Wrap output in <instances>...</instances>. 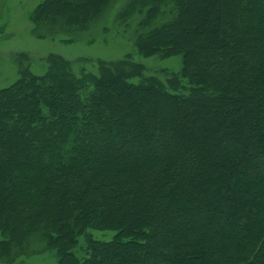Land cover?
Instances as JSON below:
<instances>
[{
  "label": "trees",
  "instance_id": "1",
  "mask_svg": "<svg viewBox=\"0 0 264 264\" xmlns=\"http://www.w3.org/2000/svg\"><path fill=\"white\" fill-rule=\"evenodd\" d=\"M108 2L30 18L82 31ZM133 15L137 53L180 56L178 74L125 59L76 75L52 55L0 88L1 259L38 234L56 264H264V0H128Z\"/></svg>",
  "mask_w": 264,
  "mask_h": 264
},
{
  "label": "rangeland",
  "instance_id": "2",
  "mask_svg": "<svg viewBox=\"0 0 264 264\" xmlns=\"http://www.w3.org/2000/svg\"><path fill=\"white\" fill-rule=\"evenodd\" d=\"M43 0H0V88L18 78L20 67L42 75L48 57L60 56L70 63L71 71L97 73L98 62L129 60L142 66V75L165 82L181 69L180 56L143 57L134 46L140 15H133L121 23L118 14L128 0H109L103 11L91 20L85 30H65L60 25L35 26L31 13ZM137 79H135L136 81ZM86 233L100 241L110 240L114 233L94 231ZM1 238V237H0ZM78 240L83 242V236ZM23 255L13 262L0 264H56L57 257L46 237L35 234L27 243ZM79 256L83 252H77Z\"/></svg>",
  "mask_w": 264,
  "mask_h": 264
}]
</instances>
